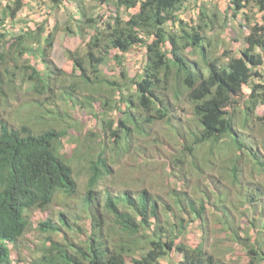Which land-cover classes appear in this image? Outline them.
<instances>
[{
	"label": "trees",
	"instance_id": "1",
	"mask_svg": "<svg viewBox=\"0 0 264 264\" xmlns=\"http://www.w3.org/2000/svg\"><path fill=\"white\" fill-rule=\"evenodd\" d=\"M68 1L75 12L64 26L43 20L9 39L6 18L31 2L0 6V105L16 84L29 85L33 97L20 128L0 121V264H19L12 251L31 226L30 212L49 210L58 196L63 210L37 223L44 237L23 264H158L171 252L176 264H230L222 246L209 241L212 233L239 247L247 264H264V189L243 178L264 176V0H225L211 14L200 7L193 24L179 16L186 0H113L116 12L108 15L90 12L83 0ZM229 15H242L248 33L239 54L226 50L220 62L210 33L219 19L225 27ZM58 29L83 42L82 52L66 50L73 65L66 79L49 59ZM132 49L142 50L143 60L130 76L125 58ZM109 58L114 76L101 70ZM76 92L84 93L80 101ZM58 98L77 104L100 128L82 134L66 125ZM157 122L168 128H150ZM65 138L71 151L64 150ZM149 149L164 155L168 174L176 175L163 186L165 195L155 193L147 171L131 166L135 158L153 157ZM83 172L82 192L76 177ZM229 184L244 192L238 206L228 202ZM83 218L87 225L78 222Z\"/></svg>",
	"mask_w": 264,
	"mask_h": 264
},
{
	"label": "rangeland",
	"instance_id": "2",
	"mask_svg": "<svg viewBox=\"0 0 264 264\" xmlns=\"http://www.w3.org/2000/svg\"><path fill=\"white\" fill-rule=\"evenodd\" d=\"M11 2V0H0V6H3L7 4V2ZM25 2H31V5H24L23 8H21L17 14L15 19L6 18L5 26L6 28L3 30L6 33V38L9 39V37L13 34H18L25 29V27L33 28L35 27L36 23H39L43 20L46 21V26L50 27L53 24L59 25V28L61 26H64L68 17H69V11L75 12L74 1H68L65 0L63 5H60L59 7H53L50 5L49 1L45 0L37 2L35 4L34 1L30 0H24ZM82 1V0H79ZM225 0H186L184 3L183 8L179 10V16L186 22L194 23L196 21V17L198 14V10L200 7L205 8L208 14H211L214 11L219 12V10H223L225 8ZM113 0L108 1L107 3H104V1L100 0H83V4L89 9L90 12H93L95 14L97 13H104L108 15L110 12L114 13L116 12L115 6L112 4ZM250 9V8H248ZM253 12L256 10V8H251ZM247 11V10H245ZM119 13L126 18L127 12L123 10L122 7L119 8ZM250 13V12H249ZM253 14L254 19H259V14ZM227 24L225 27H220L218 24H220L221 19H219L215 25V28L212 33V56H217L220 59V62H225L227 59V55L224 53V51H230L232 55H238L239 49L243 47V36H245L248 33V27L245 24V21L242 17V15H239L235 18L231 17L230 15L227 16ZM168 28L174 29V26L171 25V23H167ZM83 48V42L81 38L73 37V36H66L64 35L62 29H58L57 33L55 35V41L53 43L52 48L49 51V59L51 60V65L53 71H59L62 70V76H60L62 79H66L72 76V61L67 56L66 50H75L78 49L80 52H82ZM143 52L140 49H132L125 58V65L127 67L128 73L130 76H133L137 71L138 68L141 67V62L143 60L142 56ZM26 57V56H24ZM21 61V59H20ZM40 64V62H39ZM264 69V67H262ZM41 70L45 71V68L43 65L40 67ZM101 70L104 74L107 76H114L116 74L117 68L111 58H109L105 64L101 65ZM74 78V77H73ZM67 84L68 80L65 81ZM29 85L23 84L22 86L18 87V84L14 86V91L8 92V98L7 103L4 105H0V121H3L7 123V125L11 128H20L23 121L27 119L29 114L32 113L30 110L29 105H27V102L32 99L33 97L29 93ZM67 86V85H66ZM54 93L56 95L60 94V91L58 87L53 88ZM66 90L69 91V88L66 87ZM84 92V91H83ZM245 92H248V89L245 87ZM74 93V91H72ZM81 93V94H80ZM85 93V92H84ZM84 93L82 92H76L75 97L79 100L81 97L84 96ZM11 94H13L11 96ZM15 96V97H14ZM45 97V96H44ZM60 97V95H59ZM58 108L61 109V115L60 118L63 119L66 125L72 124L75 128H83L82 134L87 131V129L91 128H100V126L95 122V120L87 115V112L85 110H82L77 104L74 103H65L63 99L58 98L57 100ZM182 105H184V109H188V105L186 103L181 102ZM99 106V102H96L94 104V109L97 110ZM188 111V110H187ZM256 114H262V107L260 105H256L255 108ZM188 116L189 114H186ZM74 121H77L76 123ZM75 123V124H74ZM70 125V127L72 126ZM258 125V124H257ZM69 127V128H70ZM150 128H168L163 122H157L156 125ZM256 128V127H255ZM90 135L87 134V137ZM261 139H264V134L260 135ZM64 141V150L71 151L73 145L70 144L67 139H63ZM143 145L149 146L150 144L144 143ZM142 145V147H143ZM144 146V147H145ZM147 153L150 155L153 153L152 149H149ZM153 157L149 156H142L139 158H135L133 160V164L131 166H138L143 168V171H147L146 178L148 180H151L153 183V189L155 190V193H159L162 195L164 192L163 186L165 184H174V178L176 175L171 176L168 174V167L166 166V158L164 155L158 153H153ZM143 159V162L141 165H138L139 161ZM163 165L164 169H163ZM82 164L80 162L77 163L76 167L80 168ZM160 167H162L160 169ZM152 173H155L156 175L151 176ZM127 173H123V176L121 178H116L118 181V184L116 186V189L119 188V184L121 180H125V176ZM248 176H251L249 173H247L243 178L246 179V182L255 181L261 185L260 190L264 189V176L259 175L255 177L253 180L249 179ZM87 175L85 172H83L82 175H79L76 177L77 179V186L80 191H84L85 189V183H86ZM242 179V180H244ZM227 179H224L226 181ZM225 184H228V180ZM180 185V183H178ZM191 186V187H190ZM189 189L192 188V184L189 182ZM230 190V195L228 202L232 206H238L240 198L243 197L244 192L239 191L237 185L229 184V186L226 187ZM163 191V192H162ZM165 193V192H164ZM163 193V194H164ZM165 195V194H164ZM163 195V196H164ZM62 200L61 196H58L56 199V202L51 206V208L47 211H39L34 210L30 212L29 214V220H30V228L25 233L24 238L20 242L19 246L12 251V259L14 261L18 260L19 264H23L25 262H28L30 258L36 254V247L39 245L41 239L44 237V234L39 233L36 229L37 223L39 221L45 220L48 217H51L52 220H56L55 217L58 212L63 210L62 207ZM213 199H211L212 203ZM247 205V204H246ZM243 205V206H246ZM241 208V207H240ZM76 210V207L72 208L69 212ZM208 215L210 214L209 208H207ZM216 219V217H215ZM78 222L80 224L86 223V219H79ZM218 229V227H217ZM195 233H192L189 236V240L193 239ZM55 238H60V235H54ZM209 241L215 246L219 247L222 246L221 255L224 256L225 261H228L230 264H247V259L244 256L243 251L237 247L235 250H233L231 243L226 242L223 234L218 233H212L209 234ZM231 246V248L229 247ZM19 257V258H18ZM176 253L171 252L164 258H162L158 264H176Z\"/></svg>",
	"mask_w": 264,
	"mask_h": 264
}]
</instances>
